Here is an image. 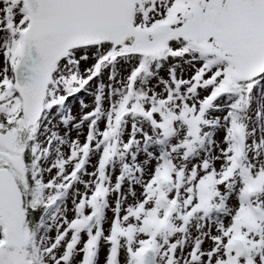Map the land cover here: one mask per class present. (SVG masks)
<instances>
[{"label":"snow or ice","instance_id":"snow-or-ice-1","mask_svg":"<svg viewBox=\"0 0 264 264\" xmlns=\"http://www.w3.org/2000/svg\"><path fill=\"white\" fill-rule=\"evenodd\" d=\"M0 264H264V0H0Z\"/></svg>","mask_w":264,"mask_h":264},{"label":"rangeland","instance_id":"rangeland-1","mask_svg":"<svg viewBox=\"0 0 264 264\" xmlns=\"http://www.w3.org/2000/svg\"><path fill=\"white\" fill-rule=\"evenodd\" d=\"M86 99H89V98L86 97Z\"/></svg>","mask_w":264,"mask_h":264}]
</instances>
